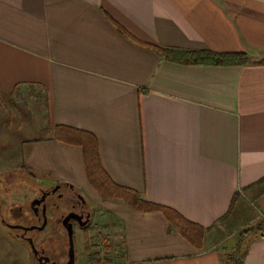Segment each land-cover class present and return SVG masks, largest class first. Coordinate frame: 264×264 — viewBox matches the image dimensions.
I'll return each mask as SVG.
<instances>
[{"label":"crops","instance_id":"obj_1","mask_svg":"<svg viewBox=\"0 0 264 264\" xmlns=\"http://www.w3.org/2000/svg\"><path fill=\"white\" fill-rule=\"evenodd\" d=\"M149 45L250 61L182 64ZM0 97L42 102L43 134L18 148L43 187L70 183L101 201L82 147L54 137L66 126L95 138L115 184L208 228L198 250L163 213L114 204L124 264H224L215 226L264 219V0H0ZM239 264H264V235Z\"/></svg>","mask_w":264,"mask_h":264},{"label":"rangeland","instance_id":"obj_2","mask_svg":"<svg viewBox=\"0 0 264 264\" xmlns=\"http://www.w3.org/2000/svg\"><path fill=\"white\" fill-rule=\"evenodd\" d=\"M11 101L13 105L0 97V264H33L30 245L18 238L15 230L9 229L3 220L17 223L12 209L18 211L19 206H24V214L30 217L27 206L43 187L38 175L23 168L20 160L25 147L18 148V146L22 141L43 134L39 128L45 117L43 119L40 114L41 101L38 102L36 109L35 105L27 100L22 102L11 99ZM50 184H52L51 181L48 182V185ZM114 204L122 203L113 199L101 200L98 205L95 203L97 208L94 209L93 227L87 230L76 228L74 247L77 261L75 264H88V260L93 257L97 258V264H124L123 225L118 216L112 212L111 206ZM249 214L251 215L249 212L238 215L237 220L232 218L225 224L220 222L212 230L210 234L212 237L224 241L219 247L226 255L224 264L231 263L232 256L237 259L243 256L245 243L250 236L245 243L243 241L239 244V233L255 225L251 224L248 227L244 225L245 217L247 218ZM65 238L66 233L54 222L52 212L49 214V223L37 232L35 244L46 247L52 244L54 247L63 246ZM106 245H108L107 248Z\"/></svg>","mask_w":264,"mask_h":264},{"label":"trees","instance_id":"obj_3","mask_svg":"<svg viewBox=\"0 0 264 264\" xmlns=\"http://www.w3.org/2000/svg\"><path fill=\"white\" fill-rule=\"evenodd\" d=\"M149 46L156 50L161 58L182 64L245 65L250 61V56L247 53L241 52L218 53L213 51ZM54 137L65 143L82 147L88 182L102 201L119 200L126 207L138 212L159 211L166 217L169 223V230L179 232L194 248L198 250L203 248L207 227L187 219L171 207L146 200L138 192L119 186L108 177L101 167L97 142L91 134L66 126H56ZM236 198L237 193L233 196L228 213L219 221L224 220L230 214ZM239 234V244L249 236L264 235V219L242 230ZM232 258L233 260L230 259L231 263L227 264H239L242 257L237 259V257L232 256Z\"/></svg>","mask_w":264,"mask_h":264},{"label":"flooded vegetation","instance_id":"obj_4","mask_svg":"<svg viewBox=\"0 0 264 264\" xmlns=\"http://www.w3.org/2000/svg\"><path fill=\"white\" fill-rule=\"evenodd\" d=\"M93 201L89 195L70 183L54 182L46 187H41L39 194L31 200L27 206L30 217L24 214L25 207L19 206L18 211L12 209L17 223L4 220L3 222L9 229L15 230L18 238L29 245L31 241L33 242L35 246V252L31 249L33 264H70V242L63 223L66 217H69V221L65 223L72 224L74 235L76 228L87 230L93 227L94 209L97 208ZM95 202L100 203L99 201ZM52 212L54 222L60 225L66 233L63 246L54 247L53 244L49 247L37 246L35 244L37 232L49 223V214ZM93 259L88 260V264H97V259L95 257ZM76 261L75 253V263Z\"/></svg>","mask_w":264,"mask_h":264},{"label":"water","instance_id":"obj_5","mask_svg":"<svg viewBox=\"0 0 264 264\" xmlns=\"http://www.w3.org/2000/svg\"><path fill=\"white\" fill-rule=\"evenodd\" d=\"M67 221H69V217H66L63 224L67 230L68 238L70 242V249H69L70 264H75L74 230H73V226L71 223L69 224L65 223ZM30 245H31V249L33 250V252H35V246L32 241L30 242Z\"/></svg>","mask_w":264,"mask_h":264}]
</instances>
